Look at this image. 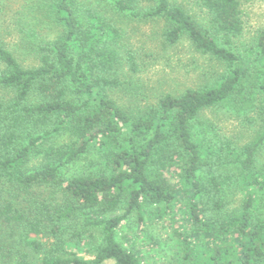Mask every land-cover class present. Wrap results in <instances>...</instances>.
<instances>
[{
    "label": "trees",
    "instance_id": "obj_1",
    "mask_svg": "<svg viewBox=\"0 0 264 264\" xmlns=\"http://www.w3.org/2000/svg\"><path fill=\"white\" fill-rule=\"evenodd\" d=\"M198 1L210 16L209 30L170 0H42L37 22L60 28L59 36L38 39L29 47L33 54L0 41V264L25 263L29 254L38 264H141L116 233L146 207L178 209L181 220L172 230L183 259L206 240L208 264H264V213L258 212L264 172L247 183L232 210L222 169L232 154L195 131L202 112L234 102L250 77L231 48L244 30L241 3ZM123 20L162 22L164 43L187 39L195 52L224 65L226 76L214 87L166 95L137 116L125 113L109 97L121 85ZM30 32L28 39L37 34ZM256 48L264 64V33ZM24 53L32 63L21 61ZM260 87L264 103V81ZM64 136L70 145H53ZM263 142L264 132L234 159L246 175ZM95 148L103 171L65 178L62 170ZM33 158L40 165L33 167ZM38 187L49 196L33 195Z\"/></svg>",
    "mask_w": 264,
    "mask_h": 264
},
{
    "label": "rangeland",
    "instance_id": "obj_2",
    "mask_svg": "<svg viewBox=\"0 0 264 264\" xmlns=\"http://www.w3.org/2000/svg\"><path fill=\"white\" fill-rule=\"evenodd\" d=\"M170 1L177 6L181 5L199 27L210 29V16L201 8L198 0ZM239 1L244 30L231 48L240 63L249 70L250 77L246 76L244 79L243 88L237 93L234 102L202 112L195 123V131L202 142L215 147L224 146L232 154L229 165L223 163L222 168L227 183L224 188L225 201L232 210L243 202L247 194V183L264 172V142L256 154L255 165L249 175L243 173L236 164L241 159L242 149L256 142L264 132V103L260 87L264 81V64L259 63L256 48L257 39L264 33V0ZM41 3L42 0H0V41L8 50L21 49L22 53L33 54L29 48L31 44H36L38 39L54 40L62 33L60 28L50 23L37 22L41 16ZM141 7L145 9L148 5ZM103 13L113 19L111 12ZM16 21H20L21 26ZM121 28L124 32L120 50L123 56L121 85L111 91L109 97L129 115L137 116L155 107L166 95L178 96L187 90L214 87L227 74L224 65L195 52L185 38L173 46L164 43V24L160 21L123 20ZM33 29L37 30V34L28 39ZM25 53L20 58L21 61L24 60L26 65L32 63V57ZM71 142L70 138L64 136L53 145L63 147ZM40 163V158L31 160L33 167ZM103 164L104 160L95 148L74 164L68 165L62 170V174L65 178L99 175L103 171ZM168 174L171 176H167L168 180L172 184L175 182L172 170ZM44 189L47 188L38 187L32 194L49 196ZM158 208L154 210L153 207H146L141 214L131 213L116 233L118 243L135 253L141 264H208L211 258L208 248L211 246H208L206 240L201 241L197 247H192L193 258L183 259L185 249L172 230L177 228L181 220L179 211L176 208L172 212ZM124 212V208H121L117 215H123ZM258 212L264 213V200L258 203ZM95 234L90 235L95 237ZM80 255L88 258L92 254ZM11 264L15 262L12 261ZM16 264H38V259L29 254L25 263L17 260Z\"/></svg>",
    "mask_w": 264,
    "mask_h": 264
}]
</instances>
